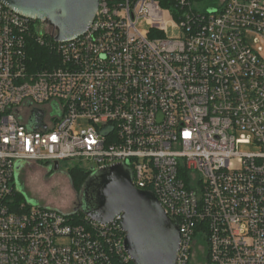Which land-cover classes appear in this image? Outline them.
Masks as SVG:
<instances>
[{"label": "built area", "instance_id": "1", "mask_svg": "<svg viewBox=\"0 0 264 264\" xmlns=\"http://www.w3.org/2000/svg\"><path fill=\"white\" fill-rule=\"evenodd\" d=\"M166 4L98 0L88 29L58 42L0 1V264L131 261L120 216L79 222L16 201L17 162L61 160L91 174L123 164L176 219V264H189L196 235L207 264H264V0ZM165 13L178 37L165 35ZM29 37L58 62L31 70Z\"/></svg>", "mask_w": 264, "mask_h": 264}, {"label": "water", "instance_id": "2", "mask_svg": "<svg viewBox=\"0 0 264 264\" xmlns=\"http://www.w3.org/2000/svg\"><path fill=\"white\" fill-rule=\"evenodd\" d=\"M0 1L21 15L47 23L58 42L82 35L98 9V0ZM43 117L44 112L34 110L28 126L42 127ZM58 168L59 162L54 161L52 169ZM81 192L80 210L89 219L107 225L120 216L123 247L133 264H176L180 240L176 219L165 212L151 191L133 184L123 164L96 170Z\"/></svg>", "mask_w": 264, "mask_h": 264}, {"label": "rangeland", "instance_id": "3", "mask_svg": "<svg viewBox=\"0 0 264 264\" xmlns=\"http://www.w3.org/2000/svg\"><path fill=\"white\" fill-rule=\"evenodd\" d=\"M166 23L167 37H178L179 28L174 20L164 14ZM137 28L141 31H147L145 20L140 19L137 22ZM264 57V51L262 52ZM55 114V110L51 115ZM77 125L87 126L89 123L85 118H79ZM237 149L240 152H250L255 150L252 145L239 144ZM73 164L72 161H59L57 170L45 166L38 162H17L15 166L14 183L25 196V199L33 205H43L59 209L66 213H74L81 202V193L74 189L67 173L68 167ZM84 164V162H82ZM194 249L189 264H206V241L196 235L193 238Z\"/></svg>", "mask_w": 264, "mask_h": 264}, {"label": "trees", "instance_id": "4", "mask_svg": "<svg viewBox=\"0 0 264 264\" xmlns=\"http://www.w3.org/2000/svg\"><path fill=\"white\" fill-rule=\"evenodd\" d=\"M161 5L166 7V0H160ZM46 39H53L51 34L45 35ZM29 44H28V55H29V65L30 69L36 71L37 69L50 67L51 63L58 62V59L54 54H52L46 47L36 43L34 38L29 37ZM68 176L70 178L71 184L75 190L81 192L83 185L87 178L90 176L91 172L84 168L81 164L76 163L68 167L67 169ZM17 200H26L22 191L17 190L16 196ZM77 216V221H81L84 217V214L78 208L75 212ZM126 264H133L132 261H128Z\"/></svg>", "mask_w": 264, "mask_h": 264}, {"label": "flooded vegetation", "instance_id": "5", "mask_svg": "<svg viewBox=\"0 0 264 264\" xmlns=\"http://www.w3.org/2000/svg\"><path fill=\"white\" fill-rule=\"evenodd\" d=\"M80 204V203H79ZM78 208H80V205L78 206ZM207 264V263H206Z\"/></svg>", "mask_w": 264, "mask_h": 264}]
</instances>
